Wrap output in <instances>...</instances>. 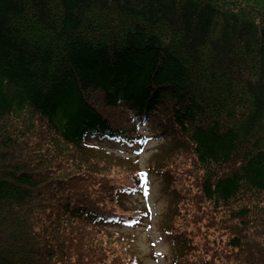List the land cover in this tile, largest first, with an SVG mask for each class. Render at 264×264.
<instances>
[{"label": "trees", "instance_id": "1", "mask_svg": "<svg viewBox=\"0 0 264 264\" xmlns=\"http://www.w3.org/2000/svg\"><path fill=\"white\" fill-rule=\"evenodd\" d=\"M137 120L172 264H264V0H0V264H141L107 229L148 218L120 204L140 162L102 145Z\"/></svg>", "mask_w": 264, "mask_h": 264}, {"label": "rangeland", "instance_id": "2", "mask_svg": "<svg viewBox=\"0 0 264 264\" xmlns=\"http://www.w3.org/2000/svg\"><path fill=\"white\" fill-rule=\"evenodd\" d=\"M141 132L144 137L150 138L152 136V131L149 126L143 125L140 127ZM103 146L108 147L110 150L121 154L123 157L135 156L140 145L137 146H126L125 144L105 140L102 142ZM159 143L155 139L149 140V142L139 148L142 150V153L139 154L136 160L139 163L138 170H147L149 167V158L156 152ZM112 170L110 172V183L116 184L117 186L124 187L129 185V180L125 174L126 167L122 166H111ZM167 187V183L157 175L156 172H151L150 177L147 180V184L144 187V190L140 193L130 195V198L121 201L123 212L128 214L127 212L137 209L140 213L142 211V207H146L148 212V218L143 219L136 223L134 226H127L122 222L116 224V226L109 225L107 229H109L108 237L111 236V241H113V245L117 246L118 241H122L126 244V241H129L131 246H127L128 253L127 255H133L135 258H139L141 264H172V256H173V239H170L167 235V229L165 224L169 222L170 216L168 207H169V196L165 192V188ZM109 200V198H108ZM118 204V203H117ZM108 205L112 206L108 201ZM119 205V204H118ZM113 209H117V205H113L111 207ZM196 209V208H195ZM198 209V208H197ZM201 211L191 210L188 215L192 219V224L197 228H201L202 231L207 230V234L211 240H222L225 239V234L223 231L219 230L215 224H212L214 221L213 216L209 213L206 206L202 207ZM127 211V212H126ZM180 212L182 216L185 217V207H180ZM170 214L174 215L172 212ZM178 220V218L175 220ZM181 224V222H179ZM170 227V225L168 224ZM123 239V240H122ZM125 240V242H124ZM205 241L203 239L198 238V243L200 245H204ZM126 252L127 250L124 249ZM230 251H227L222 254L220 252V256L218 258L211 260V257L207 260L210 264H239L236 259H233L229 256ZM138 255V257H137Z\"/></svg>", "mask_w": 264, "mask_h": 264}, {"label": "bare ground", "instance_id": "3", "mask_svg": "<svg viewBox=\"0 0 264 264\" xmlns=\"http://www.w3.org/2000/svg\"><path fill=\"white\" fill-rule=\"evenodd\" d=\"M49 193H50V192H49ZM49 193H48V194H49Z\"/></svg>", "mask_w": 264, "mask_h": 264}]
</instances>
